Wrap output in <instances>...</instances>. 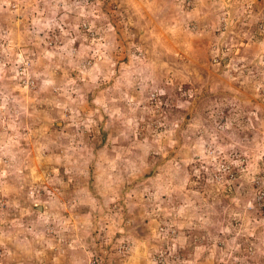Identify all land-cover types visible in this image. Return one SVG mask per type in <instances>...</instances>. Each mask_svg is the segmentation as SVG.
<instances>
[{
	"label": "rangeland",
	"instance_id": "obj_1",
	"mask_svg": "<svg viewBox=\"0 0 264 264\" xmlns=\"http://www.w3.org/2000/svg\"><path fill=\"white\" fill-rule=\"evenodd\" d=\"M118 256L264 264V0H0V264Z\"/></svg>",
	"mask_w": 264,
	"mask_h": 264
},
{
	"label": "trees",
	"instance_id": "obj_2",
	"mask_svg": "<svg viewBox=\"0 0 264 264\" xmlns=\"http://www.w3.org/2000/svg\"><path fill=\"white\" fill-rule=\"evenodd\" d=\"M117 17H119L118 15H116ZM78 18H80V17H78ZM83 18H80V22L79 23H73V24H76L77 26L76 27H80L81 26V24L83 23ZM188 87V85L187 84H185V85H183L182 87H178V86H176V85H174V86H172L170 89H171V93H169V96H171V97H177L178 95H180V94H182V89H184V88H187ZM165 97V95L162 97V98H164ZM166 97H168V95L166 96ZM175 100V99H174ZM149 115H151V114H149ZM161 114H158V116H160ZM145 135H146V133H145V131H143V136H141L140 137V139H139V141H136V143L138 142V143H143L144 141L143 140H145ZM152 142V141H151ZM155 144V143H154ZM155 146V145H154ZM157 152V151H156ZM139 153H141V151H139ZM129 158H132V156H128ZM160 157H156L155 155H154V158L152 159L151 157H148V160H149V162H151L152 164H154V163H156L157 161H158V159H159ZM152 160H154V161H152ZM148 199H150V198H148ZM153 204L152 203V201H150L149 200V202H148V204ZM178 230H180V228L178 229ZM121 260V257H113V259H112V263L111 264H116V262H118V260L119 259Z\"/></svg>",
	"mask_w": 264,
	"mask_h": 264
}]
</instances>
